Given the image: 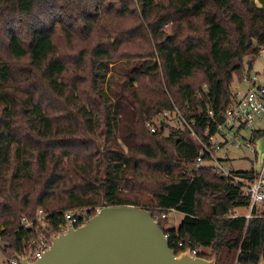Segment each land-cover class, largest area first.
Segmentation results:
<instances>
[{"label":"trees","instance_id":"trees-1","mask_svg":"<svg viewBox=\"0 0 264 264\" xmlns=\"http://www.w3.org/2000/svg\"><path fill=\"white\" fill-rule=\"evenodd\" d=\"M261 47L264 7L253 0H0L4 258L27 252L35 236L22 217L42 209L53 234L63 211L105 203L152 215L174 208L178 228L158 221L172 248L258 264L264 209L236 215L249 199L229 180L183 170L203 138V115L211 109L220 120L234 74ZM163 110L194 119V135L173 125L149 132L145 120ZM234 172L254 176L253 167Z\"/></svg>","mask_w":264,"mask_h":264},{"label":"built area","instance_id":"built-area-1","mask_svg":"<svg viewBox=\"0 0 264 264\" xmlns=\"http://www.w3.org/2000/svg\"><path fill=\"white\" fill-rule=\"evenodd\" d=\"M263 51L264 48L261 47L258 54ZM237 81L239 84H243L244 88H230L232 101L222 112L220 120L216 119L211 109H207L205 115H203V138L198 139L199 148L197 154L193 161L184 167L183 173L191 174L198 172L200 168H207L221 178L229 180L231 185L237 187L249 199L248 214L245 215L249 218L252 215L254 206L264 209V176L262 171L259 173L254 172L252 179L238 177L235 175L234 169L222 165L221 161L223 160L219 159L218 153L229 147L243 146L252 152L253 163L255 162L256 151L253 133L256 130H260L254 127V123L261 120L264 116V71L240 75ZM171 117L180 123L179 126H186L194 135L191 130L194 119L191 120L190 124H187L182 114L176 110H163L157 113L145 120V127L151 133L161 130L166 131V125H171L169 121ZM72 210L63 211L64 223L53 234L49 232V216L42 209L37 210L33 220L22 217V225L32 229L35 232V236L26 242L28 251L20 254V256L26 257L30 254L29 260L31 261L40 258L50 246V237L66 232V223L73 227H78L97 213L99 208H95L93 211L87 209L84 213ZM174 211H176L174 208L164 209L159 215H153V218L158 222L159 220L167 219L168 212ZM163 233L168 239L169 232L166 230ZM177 247H182V242H178ZM198 253L199 250L197 249L191 250L192 255H198ZM9 264H20V262L14 256L9 260Z\"/></svg>","mask_w":264,"mask_h":264},{"label":"water","instance_id":"water-1","mask_svg":"<svg viewBox=\"0 0 264 264\" xmlns=\"http://www.w3.org/2000/svg\"><path fill=\"white\" fill-rule=\"evenodd\" d=\"M254 143L253 171L264 176V135ZM30 256L15 255L20 264H217L216 255L205 258L192 255L190 248H172L150 210L105 203L84 224L66 223V232L50 237L40 258L31 261ZM258 264H264L262 256Z\"/></svg>","mask_w":264,"mask_h":264},{"label":"rangeland","instance_id":"rangeland-1","mask_svg":"<svg viewBox=\"0 0 264 264\" xmlns=\"http://www.w3.org/2000/svg\"><path fill=\"white\" fill-rule=\"evenodd\" d=\"M253 1L257 6H262V0H253ZM166 29L168 30L169 27H166ZM243 63H244V67L241 70V74H240L241 76L246 75L247 73L255 74V73L263 72L264 71V51L259 52V54L257 53L256 55H253V56L251 55L245 56L243 59ZM237 78H240V76L237 77V75L234 74L233 81L230 84L231 89L233 87H238L241 89L244 88L243 84L238 83ZM169 121L171 122V125H174V126L180 125V123L177 120H175L173 117H171ZM254 127L260 130L264 129V116L262 117L261 120L256 121L254 123ZM218 156L220 160H223L221 161V163L224 167H230L237 171H248L253 167L252 152L248 148L243 147V146L242 147H229L228 149L224 151H220L218 153ZM100 207L101 206H90L86 208H78V209L74 208L73 210L72 209L71 210L84 213L87 209H90V211H93L95 208H100ZM235 213L236 215H241V214L246 215L248 213V208H245V207L237 208L235 209ZM182 218H183V214L178 211L168 212V218H167L168 226L167 227L168 228L169 227L178 228L181 223ZM2 246L3 244L2 242H0V264H9L10 259L4 258V256L1 253ZM199 250H202L206 254L210 253L209 249H199ZM221 258L222 259L219 261V264H226L225 262H223V260L224 259L227 260V258L224 257V255ZM228 264H242V263H237L235 260L232 262L230 260L228 261Z\"/></svg>","mask_w":264,"mask_h":264},{"label":"crops","instance_id":"crops-1","mask_svg":"<svg viewBox=\"0 0 264 264\" xmlns=\"http://www.w3.org/2000/svg\"><path fill=\"white\" fill-rule=\"evenodd\" d=\"M235 214H236V213H235ZM247 214H248V213H247ZM247 214H246V215H247Z\"/></svg>","mask_w":264,"mask_h":264}]
</instances>
